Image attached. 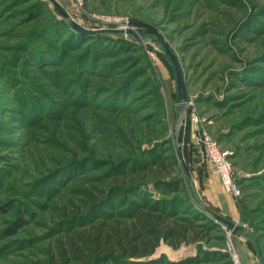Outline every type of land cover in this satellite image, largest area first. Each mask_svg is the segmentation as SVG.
Returning <instances> with one entry per match:
<instances>
[{
	"label": "rangeland",
	"instance_id": "rangeland-1",
	"mask_svg": "<svg viewBox=\"0 0 264 264\" xmlns=\"http://www.w3.org/2000/svg\"><path fill=\"white\" fill-rule=\"evenodd\" d=\"M58 1L93 33L58 20L48 0H0V264H50L57 239L82 224L65 220L66 205L150 154L177 155L172 178L183 182L171 196L151 186L152 201L174 217L196 216L204 238L109 264H264V0ZM128 29L162 35L186 103L158 36L115 32ZM198 126L230 153L238 197L221 183L212 192ZM131 200L140 202L131 196L105 211L126 214Z\"/></svg>",
	"mask_w": 264,
	"mask_h": 264
},
{
	"label": "trees",
	"instance_id": "trees-1",
	"mask_svg": "<svg viewBox=\"0 0 264 264\" xmlns=\"http://www.w3.org/2000/svg\"><path fill=\"white\" fill-rule=\"evenodd\" d=\"M58 20H67L58 15ZM68 21V20H67ZM131 168L118 165L101 181V186L83 191L78 201L70 202L63 209L65 220L74 229L64 232L56 241L50 254V264H109L154 255L163 243L177 250L182 245L199 243L204 236L194 219L174 217L173 212L154 203V191L171 196L180 193L182 180L172 178L178 166L177 155L156 156L135 162ZM130 201L126 214H112L115 203ZM23 225L6 231L15 234ZM207 260V258H205ZM173 264V263H169ZM177 264H206L200 257Z\"/></svg>",
	"mask_w": 264,
	"mask_h": 264
},
{
	"label": "built area",
	"instance_id": "built-area-1",
	"mask_svg": "<svg viewBox=\"0 0 264 264\" xmlns=\"http://www.w3.org/2000/svg\"><path fill=\"white\" fill-rule=\"evenodd\" d=\"M86 0H74L77 8H81ZM99 18V17H97ZM102 22L105 23H121L122 19H111L102 17ZM198 122L197 120H195ZM199 141L202 143L206 152V157L210 165V169L216 173L221 181V184L226 193L233 197L240 195V189L234 178V166L229 159L230 153L223 150L218 141L214 139L209 132L201 126H198ZM235 264H241L235 260Z\"/></svg>",
	"mask_w": 264,
	"mask_h": 264
},
{
	"label": "water",
	"instance_id": "water-1",
	"mask_svg": "<svg viewBox=\"0 0 264 264\" xmlns=\"http://www.w3.org/2000/svg\"><path fill=\"white\" fill-rule=\"evenodd\" d=\"M48 1L51 2V4L54 6V10H55L56 14L59 15L60 17L64 18V19L69 20L71 26L74 29H76L77 31L82 32V33H93L92 31H89V30L85 29L84 27H82L76 21L72 20L70 18L69 13L66 12L64 7L62 6V4L58 0H48ZM115 32H126L127 34L134 36L136 39H139L140 37L148 35V34H156L159 38L158 42L163 46L166 55L169 56L173 66H174V73L176 75V81H177L178 91H179V97H178L179 98V104H181L182 101H184L185 103L187 102V99H188L187 89H186L185 78L183 75L181 65L179 63L177 56L173 53V51L171 50L169 45L165 42V40L161 34L156 33V32L149 30V29H128L126 31H115ZM151 48L153 49L152 46H151ZM182 121H183V118H182V115H180L179 120H178V129L179 130L177 133V141L179 144H181L183 142L184 128H183ZM179 158L183 160V156L181 155V153H179ZM184 166H185V170H186L187 174L190 176V172H189L187 166L185 164H184ZM211 214L218 221L228 225L231 228H235V225L232 222H230L228 219H226V218H224V217H222L216 213H211Z\"/></svg>",
	"mask_w": 264,
	"mask_h": 264
},
{
	"label": "crops",
	"instance_id": "crops-1",
	"mask_svg": "<svg viewBox=\"0 0 264 264\" xmlns=\"http://www.w3.org/2000/svg\"><path fill=\"white\" fill-rule=\"evenodd\" d=\"M209 177L211 178V180L213 182L212 192L213 193H217L218 192V189L220 190V188H221L220 178H219V176L216 173H211Z\"/></svg>",
	"mask_w": 264,
	"mask_h": 264
}]
</instances>
